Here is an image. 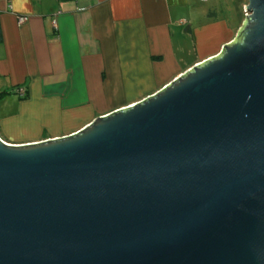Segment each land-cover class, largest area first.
I'll return each mask as SVG.
<instances>
[{
  "label": "water",
  "instance_id": "95a60500",
  "mask_svg": "<svg viewBox=\"0 0 264 264\" xmlns=\"http://www.w3.org/2000/svg\"><path fill=\"white\" fill-rule=\"evenodd\" d=\"M237 37L80 132L0 140V264H264V0Z\"/></svg>",
  "mask_w": 264,
  "mask_h": 264
},
{
  "label": "crops",
  "instance_id": "0c3cea01",
  "mask_svg": "<svg viewBox=\"0 0 264 264\" xmlns=\"http://www.w3.org/2000/svg\"><path fill=\"white\" fill-rule=\"evenodd\" d=\"M245 4L0 0V140L68 136L155 94L233 41Z\"/></svg>",
  "mask_w": 264,
  "mask_h": 264
},
{
  "label": "built area",
  "instance_id": "2783aa9c",
  "mask_svg": "<svg viewBox=\"0 0 264 264\" xmlns=\"http://www.w3.org/2000/svg\"><path fill=\"white\" fill-rule=\"evenodd\" d=\"M26 20L27 19H26L25 16H19L17 18V22L20 23V24L24 23ZM53 25L56 26L55 22H53ZM14 91L18 95V97H20V98H25L26 97V90H25V88L23 86H19V87L15 88Z\"/></svg>",
  "mask_w": 264,
  "mask_h": 264
},
{
  "label": "flooded vegetation",
  "instance_id": "af4514ba",
  "mask_svg": "<svg viewBox=\"0 0 264 264\" xmlns=\"http://www.w3.org/2000/svg\"><path fill=\"white\" fill-rule=\"evenodd\" d=\"M93 122H94V121H93ZM93 122H92V123H93ZM92 123H90L89 125H91ZM89 125H88V126H89ZM88 126H86V127H88ZM86 127H85V128H86ZM85 128H82L81 130H83V129H85ZM81 130L77 131L76 133L80 132ZM76 133H74V134H76ZM74 134H70V135H68V136H71V135H74ZM64 137H67V136H64ZM59 138H63V137H58V138H56V139H59ZM49 140H55V139H49ZM46 141H47V140H46ZM42 142H44V141H42ZM38 143H40V142H38ZM32 144H36V143H32Z\"/></svg>",
  "mask_w": 264,
  "mask_h": 264
},
{
  "label": "rangeland",
  "instance_id": "374dc122",
  "mask_svg": "<svg viewBox=\"0 0 264 264\" xmlns=\"http://www.w3.org/2000/svg\"><path fill=\"white\" fill-rule=\"evenodd\" d=\"M216 1L219 2V0H216ZM237 1H239V0H237ZM244 1H247V0H244ZM245 3H246V2H245ZM245 6H246V4H245ZM245 6L242 8V14H243L244 17L249 13V12L245 9Z\"/></svg>",
  "mask_w": 264,
  "mask_h": 264
}]
</instances>
